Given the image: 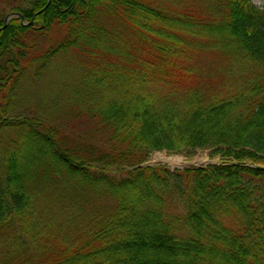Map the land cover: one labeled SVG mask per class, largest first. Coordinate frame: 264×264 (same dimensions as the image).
<instances>
[{
    "label": "trees",
    "instance_id": "1",
    "mask_svg": "<svg viewBox=\"0 0 264 264\" xmlns=\"http://www.w3.org/2000/svg\"><path fill=\"white\" fill-rule=\"evenodd\" d=\"M3 2L0 264H264V8ZM11 12L24 22L3 27ZM74 48L87 57L64 107L76 106L66 111L89 123L87 137H71L57 115H12ZM193 149L222 161L142 165L153 151Z\"/></svg>",
    "mask_w": 264,
    "mask_h": 264
},
{
    "label": "rangeland",
    "instance_id": "2",
    "mask_svg": "<svg viewBox=\"0 0 264 264\" xmlns=\"http://www.w3.org/2000/svg\"><path fill=\"white\" fill-rule=\"evenodd\" d=\"M252 2L257 6L264 8V0H252ZM4 6L5 3L3 0H0V14L4 9ZM60 36L61 35L56 34V37L53 40L58 39ZM191 43V45H188V49L192 51L195 49L196 43ZM45 44L47 47L53 45L52 42L48 41H45ZM180 45L183 47V42ZM86 57L87 56L81 50L76 48L61 54L59 59L52 63L44 76L35 83H31L24 91V94L27 97L26 106L21 108L20 106L22 104L20 100L18 105H13V113L11 114L15 116L14 113L16 111H22L23 113L30 114L33 118H38L41 121L47 119L55 120L54 117L57 115L59 116L58 121L63 122L61 123L62 127L66 126L65 131L71 137H82V135L83 137H87L89 123L80 124L79 120L73 114L67 113L66 111L67 106L72 109L71 111L76 112V106L66 105L64 107V102L68 101L70 87L74 83L73 77L75 76V70L80 68L81 60ZM202 57H204V54L199 56V58ZM76 67L78 68L75 69ZM3 133L6 134V132L0 134V142L4 139ZM221 161V156L213 154L211 149H193L190 155L189 153H169L165 150H157L153 151L149 155L148 160L142 165L158 166L162 164L174 170L184 169L191 166L206 167L209 164L219 163Z\"/></svg>",
    "mask_w": 264,
    "mask_h": 264
},
{
    "label": "water",
    "instance_id": "3",
    "mask_svg": "<svg viewBox=\"0 0 264 264\" xmlns=\"http://www.w3.org/2000/svg\"><path fill=\"white\" fill-rule=\"evenodd\" d=\"M15 15H17V16H21V17H22V20L24 21L25 18H24V16H23L21 13H18V12H11V13H9V14L6 15V17H5V24H4L3 27H6L7 24L9 23V20H10L13 16H15ZM33 23H34V21L32 20L30 24H33Z\"/></svg>",
    "mask_w": 264,
    "mask_h": 264
},
{
    "label": "bare ground",
    "instance_id": "4",
    "mask_svg": "<svg viewBox=\"0 0 264 264\" xmlns=\"http://www.w3.org/2000/svg\"><path fill=\"white\" fill-rule=\"evenodd\" d=\"M173 162V161H172ZM175 162V161H174Z\"/></svg>",
    "mask_w": 264,
    "mask_h": 264
}]
</instances>
